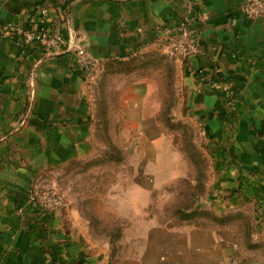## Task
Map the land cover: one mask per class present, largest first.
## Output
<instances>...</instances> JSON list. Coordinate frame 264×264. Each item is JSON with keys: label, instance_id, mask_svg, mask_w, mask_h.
<instances>
[{"label": "crops", "instance_id": "obj_1", "mask_svg": "<svg viewBox=\"0 0 264 264\" xmlns=\"http://www.w3.org/2000/svg\"><path fill=\"white\" fill-rule=\"evenodd\" d=\"M246 1L0 0V264L107 262L74 206L54 212L31 201L33 191H47L49 173L98 148L94 70L3 29L72 30L104 70L111 61L172 54L161 44L164 30L186 16L198 28L196 51L174 58L180 99L208 146L213 189L201 209L216 218L244 214L251 234L244 242L228 222L167 228L151 216L129 256L137 264H264V23L244 16ZM154 90L150 79L135 80L118 99L116 133L130 134L116 138L118 148L135 167L133 194L143 197L158 188L148 184L159 181L155 164H167L152 158L162 156L165 138Z\"/></svg>", "mask_w": 264, "mask_h": 264}, {"label": "rangeland", "instance_id": "obj_2", "mask_svg": "<svg viewBox=\"0 0 264 264\" xmlns=\"http://www.w3.org/2000/svg\"><path fill=\"white\" fill-rule=\"evenodd\" d=\"M174 57L172 54L154 53L147 61L152 62L147 70L142 68V63L147 60L144 57L127 62L128 66L115 67L125 72L130 69L129 74H116L115 70L113 73L106 67L94 70L95 103L99 117L95 134L98 148L91 157L47 175L46 190L63 198L62 209L74 206L80 216L90 222L89 234L94 245L106 253L105 264H137L132 263L129 256L132 245L140 247V239L150 223L172 228L183 223L180 211L195 214L194 222L198 221V212H206L198 207L207 205V195L213 189L208 176V146L187 117L186 102L180 99ZM146 78L154 86V98L160 106L159 115L164 113L161 119L165 132L162 140L164 152L160 159L158 156L152 158L167 164L165 168L155 164L157 170L162 169L159 181L148 184L158 188L152 196L143 197L140 193L133 194L129 180L135 167L130 164L128 154L118 148L120 135L124 137L123 133H126L129 138L130 134L128 130L116 133V128L120 120V93L129 83ZM169 177L178 178L166 182ZM128 193L130 197H126ZM140 205L147 206V210L142 211ZM151 216H154L153 222L148 220Z\"/></svg>", "mask_w": 264, "mask_h": 264}, {"label": "built area", "instance_id": "obj_3", "mask_svg": "<svg viewBox=\"0 0 264 264\" xmlns=\"http://www.w3.org/2000/svg\"><path fill=\"white\" fill-rule=\"evenodd\" d=\"M245 17L249 19H260L264 23V0H247L241 7ZM45 12L42 11L41 15ZM4 36L22 42L28 46H38L46 54L67 52L75 56L76 64L80 69L96 70L100 63L96 62L87 52L84 45L74 31H67L64 37L58 28H48L45 31L36 29H24L20 26L8 25L3 29ZM198 39V28L192 19L184 17L172 28L164 30L161 44L166 46L172 55L187 57L196 51ZM31 201L46 211H59L63 208V198L56 192L33 191Z\"/></svg>", "mask_w": 264, "mask_h": 264}, {"label": "trees", "instance_id": "obj_4", "mask_svg": "<svg viewBox=\"0 0 264 264\" xmlns=\"http://www.w3.org/2000/svg\"><path fill=\"white\" fill-rule=\"evenodd\" d=\"M152 55L153 54L143 56L144 59H147L146 61H144L145 63H142V68H144L145 70L149 69L150 66H151V64H152V62H148L147 63V61L150 59V56H152ZM140 58H142V57H134V58H129L127 60H122V61H111V62H109L107 64L106 69L108 71H110V72H113V73L116 71L115 72L116 74H119V73L120 74L121 73H124V74L127 73V74H129L130 73V69H128L126 72L124 70H122V69H120V70L117 69L116 70L117 66L118 65H125V64H126V66H128L127 64L129 62L132 63V62H134V61H136V60H138ZM113 70H115V71H113ZM163 114L164 113H162V114H160L158 116V120L161 123L164 122L163 120H161L163 118L162 117ZM198 209L200 210L201 207L199 206ZM179 214H180L181 220L183 221V223L181 225H183V224H189V223H194L195 220H193V219H194L195 214L194 215L193 214H190V213L188 214L187 212L184 213V212H181V211H180ZM202 217H205L206 219L203 220ZM200 220L206 221V222L207 221H213V222H216V223H218L220 225L221 224L222 225L223 224H226L227 222L230 223V224H235L236 225L235 230H236L237 234L240 235V237L242 236V238L244 239V242H247L248 241V239L250 237V234H251L250 220L244 214H236V215H233V216L228 217V218H216V217L212 216L210 213L205 212L204 214L203 213L200 214L198 212V221H200ZM198 221H196V222H198Z\"/></svg>", "mask_w": 264, "mask_h": 264}, {"label": "water", "instance_id": "obj_5", "mask_svg": "<svg viewBox=\"0 0 264 264\" xmlns=\"http://www.w3.org/2000/svg\"><path fill=\"white\" fill-rule=\"evenodd\" d=\"M71 32H72V30H71Z\"/></svg>", "mask_w": 264, "mask_h": 264}]
</instances>
